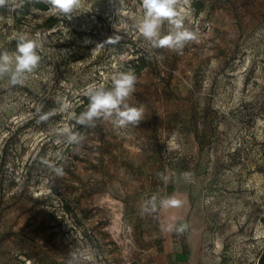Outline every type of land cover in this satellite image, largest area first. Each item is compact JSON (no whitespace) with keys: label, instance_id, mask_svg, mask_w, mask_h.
Segmentation results:
<instances>
[{"label":"rangeland","instance_id":"1","mask_svg":"<svg viewBox=\"0 0 264 264\" xmlns=\"http://www.w3.org/2000/svg\"><path fill=\"white\" fill-rule=\"evenodd\" d=\"M24 2L0 7V52H14L20 33L41 45L23 85L0 78V264H147L129 212L184 194L206 217L210 245L256 264L264 248V0L181 4L197 40L179 54L151 49L139 34L141 0H83L71 19L33 9L19 20ZM50 17L58 19L52 28ZM137 60L146 63L140 71ZM129 71L137 80L127 103L144 109L142 121L78 124L86 89L110 88ZM65 129L80 142L67 143Z\"/></svg>","mask_w":264,"mask_h":264},{"label":"clouds","instance_id":"2","mask_svg":"<svg viewBox=\"0 0 264 264\" xmlns=\"http://www.w3.org/2000/svg\"><path fill=\"white\" fill-rule=\"evenodd\" d=\"M49 6V10L72 18V14L83 7V0H42ZM9 0H0V7H4ZM190 0H141L143 16L138 24L139 34L151 49L165 48L169 51L181 53L189 42L197 40L194 31L185 26L186 13L180 10V5H188ZM167 25V34L162 32ZM16 49L14 52H0V78L8 77L9 84L13 87L23 85L27 75L32 73L39 65L41 57L37 52L40 43L26 34H17ZM121 37H109L108 43H118ZM136 76L133 72H121L114 76L110 88L90 85L86 91L88 104L86 109L78 116L76 122L80 125L94 126L95 121L111 122L119 128L138 125L144 116V109L130 106L128 98L135 91ZM67 102L62 104V110L69 108ZM41 119H46L42 116ZM67 143H79V134L69 129L64 133ZM56 173L62 175V169L56 168ZM167 182L168 177L162 175ZM148 204L151 210L156 209V198L153 197ZM180 201L168 197L160 201L163 208L178 207ZM149 211L147 207L143 209Z\"/></svg>","mask_w":264,"mask_h":264},{"label":"crops","instance_id":"3","mask_svg":"<svg viewBox=\"0 0 264 264\" xmlns=\"http://www.w3.org/2000/svg\"><path fill=\"white\" fill-rule=\"evenodd\" d=\"M178 207L163 208L156 200V209L130 211L128 221L140 223L138 242L144 251L141 260L147 264H239L229 251L215 243L210 245L208 222L194 206L189 195H173ZM143 208V207H142ZM141 264V263H139Z\"/></svg>","mask_w":264,"mask_h":264},{"label":"trees","instance_id":"4","mask_svg":"<svg viewBox=\"0 0 264 264\" xmlns=\"http://www.w3.org/2000/svg\"><path fill=\"white\" fill-rule=\"evenodd\" d=\"M33 9H38V10H49V6L46 5L45 3L42 2V0H25V2L23 3V5H21L18 9V19H24L27 18L28 15L31 14ZM58 23V19L54 18V17H50L47 19L45 26L48 28H52L54 27L56 24ZM145 62H142L140 60L135 61V68L137 71L142 70L145 67ZM262 222L264 224V217L262 218ZM131 223L133 224L135 231H134V235L136 237H139V233L140 231L137 230L140 227V223L136 220H131ZM257 264H264V248L262 249V251L260 252L259 256H258V263Z\"/></svg>","mask_w":264,"mask_h":264},{"label":"bare ground","instance_id":"5","mask_svg":"<svg viewBox=\"0 0 264 264\" xmlns=\"http://www.w3.org/2000/svg\"><path fill=\"white\" fill-rule=\"evenodd\" d=\"M114 226H115V229L118 230V231H120V230L122 231V229H123V226H122L121 222H119L117 220L115 221V225Z\"/></svg>","mask_w":264,"mask_h":264},{"label":"built area","instance_id":"6","mask_svg":"<svg viewBox=\"0 0 264 264\" xmlns=\"http://www.w3.org/2000/svg\"><path fill=\"white\" fill-rule=\"evenodd\" d=\"M164 199H166V198H164ZM258 263V259H257V262H256V264Z\"/></svg>","mask_w":264,"mask_h":264}]
</instances>
